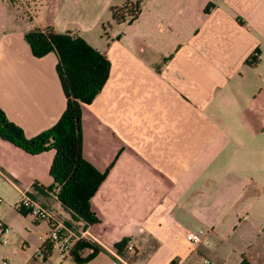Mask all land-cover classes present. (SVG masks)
Listing matches in <instances>:
<instances>
[{"label":"crops","instance_id":"obj_1","mask_svg":"<svg viewBox=\"0 0 264 264\" xmlns=\"http://www.w3.org/2000/svg\"><path fill=\"white\" fill-rule=\"evenodd\" d=\"M125 2L0 0V108L27 138L50 130L66 108L58 58L35 57L29 31L70 32L110 62L105 86L83 108L84 157L108 172L92 199L102 223L90 227L104 251L84 263L67 254L64 264H123L114 256L123 239L134 245L122 256L130 264H264V0H142L134 21L92 46ZM54 158L0 138V208H8L0 264L47 259L39 251L49 225L33 216L46 230L27 243L32 252L3 246L27 216L23 190L83 228L45 190ZM190 232L201 241L189 242Z\"/></svg>","mask_w":264,"mask_h":264},{"label":"trees","instance_id":"obj_2","mask_svg":"<svg viewBox=\"0 0 264 264\" xmlns=\"http://www.w3.org/2000/svg\"><path fill=\"white\" fill-rule=\"evenodd\" d=\"M142 0H126L122 6L111 9V22L103 26L104 36L114 25L121 26L134 21L141 12ZM26 41L37 58L55 53L57 72L66 99L62 118L50 130L34 138H27L22 128L9 121L0 108V138L26 151L39 155L55 151L50 176L53 183L45 190L56 199L75 221L85 225H98L102 221L92 209V199L106 180L108 172H100L83 154V108L90 105L105 86L110 73V62L105 54L92 48L83 38L72 33L60 34L51 26L29 31ZM43 190V189H42ZM19 210H27L19 204ZM129 239H123L115 248L125 255ZM54 245L47 242L39 255L48 258ZM90 248L93 253L86 259L78 253ZM104 251L102 247L79 241L71 251V257L84 263ZM246 264V263H243Z\"/></svg>","mask_w":264,"mask_h":264},{"label":"built area","instance_id":"obj_3","mask_svg":"<svg viewBox=\"0 0 264 264\" xmlns=\"http://www.w3.org/2000/svg\"><path fill=\"white\" fill-rule=\"evenodd\" d=\"M32 189L22 191L21 207L29 210L36 222H46L49 225V241L53 243L54 247L59 248L65 255L71 254L75 244L79 241H87L96 244L100 247L102 245L101 239L90 231L92 225H85L83 228L79 226H68V219L62 213V209L58 206L43 205L34 200L32 196ZM186 238L189 242L197 244L201 241V236L196 233H187ZM102 247V246H101ZM117 250V249H116ZM133 243H128L126 251L134 252ZM116 261L123 264H130L118 252L114 254Z\"/></svg>","mask_w":264,"mask_h":264},{"label":"rangeland","instance_id":"obj_4","mask_svg":"<svg viewBox=\"0 0 264 264\" xmlns=\"http://www.w3.org/2000/svg\"><path fill=\"white\" fill-rule=\"evenodd\" d=\"M206 9H208V7ZM116 31H117V29L115 28L113 31H108V32L112 36L113 34H115ZM90 36H93V34H90ZM93 37L94 38L90 37L91 42H93V43H91L92 46H94L93 44L95 42H97V40H100L104 37L103 36V28L102 27L100 28L98 37H97V35L96 36L94 35ZM46 187H48V186H46ZM1 207L4 209V211H6V209H8L7 206H5V204H2ZM2 208H0V213L2 211ZM62 213L65 217H67V215L64 211H62ZM26 215L27 216L25 218H23V220L21 219V225H20V228H18L21 236L18 237L16 235L18 233V231H16V230H14V232L16 234L9 233L8 236L5 237L7 240V244L3 245L4 247H12L13 249H16V251H18V252L19 251H21V252L22 251L32 252L33 247H28L27 243L32 244V242L38 238V235L44 233L46 229L45 228L36 229L34 227V222L31 221L33 219L32 214L30 213L29 210H27ZM10 218H11V220L12 219L14 220V218H15L14 214H11ZM1 222H2V224H4L3 221H1ZM15 223H18V219ZM1 228L2 227L0 226V229ZM10 228L11 229H9V231H12L13 228L12 227H10ZM49 232H50V228H49ZM32 246H34V245H32ZM128 257L130 258L129 255H128ZM65 261H67V259H65V254L62 253V251L59 248H56L54 251H51V253L48 256V258L46 259V261H44L42 264H64ZM1 262H2V260H1Z\"/></svg>","mask_w":264,"mask_h":264}]
</instances>
